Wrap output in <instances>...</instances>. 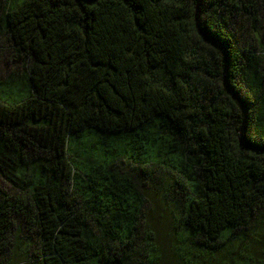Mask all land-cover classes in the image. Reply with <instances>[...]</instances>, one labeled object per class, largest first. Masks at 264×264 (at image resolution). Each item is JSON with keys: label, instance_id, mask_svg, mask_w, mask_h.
<instances>
[{"label": "trees", "instance_id": "obj_1", "mask_svg": "<svg viewBox=\"0 0 264 264\" xmlns=\"http://www.w3.org/2000/svg\"><path fill=\"white\" fill-rule=\"evenodd\" d=\"M0 264H264V0H0Z\"/></svg>", "mask_w": 264, "mask_h": 264}]
</instances>
